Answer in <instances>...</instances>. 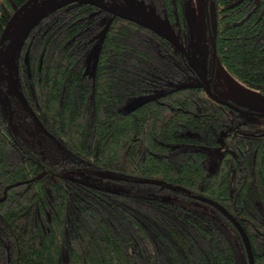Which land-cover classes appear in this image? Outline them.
<instances>
[{
	"label": "trees",
	"instance_id": "1",
	"mask_svg": "<svg viewBox=\"0 0 264 264\" xmlns=\"http://www.w3.org/2000/svg\"><path fill=\"white\" fill-rule=\"evenodd\" d=\"M6 1L0 36L30 0ZM138 1L184 25V0ZM214 1L217 60L264 92V0ZM181 47L89 0L30 27L11 82L42 128L21 102L13 135L0 95V264H251L236 221L264 264V122L212 99Z\"/></svg>",
	"mask_w": 264,
	"mask_h": 264
},
{
	"label": "rangeland",
	"instance_id": "2",
	"mask_svg": "<svg viewBox=\"0 0 264 264\" xmlns=\"http://www.w3.org/2000/svg\"><path fill=\"white\" fill-rule=\"evenodd\" d=\"M73 0H39L29 3L27 6L17 8L15 14L5 26V31L0 38V82L10 74L16 72V57L21 44L30 27L49 8L64 4ZM102 4L115 9L119 13L132 16L140 21H147L157 29L164 30L163 20L155 18L154 9L142 4L138 0H98ZM41 6V11L32 16L34 10ZM13 7L16 8L15 3ZM142 7V8H141ZM140 8V9H139ZM142 9V10H141ZM40 10V9H39ZM142 11L144 13L142 14ZM12 14V8L6 0H0V14ZM184 25L176 27V34L181 43V48L187 60L197 72L195 82H207L211 79V89L221 99L230 101L239 107L264 113V92L248 85L243 80L229 72L226 67L217 60L213 74V37L217 31V10L214 0H184L183 1ZM1 23V22H0ZM7 74V75H6ZM247 120L259 121V126L264 122L263 116L244 114ZM215 162V158L212 159ZM211 165L210 167H212ZM115 188L114 182L108 183Z\"/></svg>",
	"mask_w": 264,
	"mask_h": 264
},
{
	"label": "water",
	"instance_id": "3",
	"mask_svg": "<svg viewBox=\"0 0 264 264\" xmlns=\"http://www.w3.org/2000/svg\"><path fill=\"white\" fill-rule=\"evenodd\" d=\"M33 0H30L28 2L31 3ZM93 3H96L98 4L99 6H101L102 8L110 11V12H113V13H119L117 12L115 9H113L112 7L110 6H107V5H104L102 4L101 1H98V0H89ZM27 4V5H28ZM25 5V6H27ZM55 7V6H54ZM140 9V8H139ZM142 10V9H141ZM144 13V11H142V14ZM131 18H134L136 19L137 21H139L141 24L147 26V27H150V28H155V26L151 23H148L147 21H140L139 19L135 18V17H132V16H129ZM164 24H165V29L164 30H161L162 33L166 34L171 40L173 43H175L177 46H181V43L177 37V34L174 30V27L173 25L169 22V21H166V20H163ZM28 54H29V49L27 51V54L26 56L28 57ZM213 74H214V71H215V68H216V63H217V53H216V50L213 51ZM27 63L29 64V59L27 58ZM204 87H205V90L206 92L208 93V95L214 99L216 102L220 103V104H224V105H227L229 106L230 108L234 109V110H237L239 112H243V113H248V114H254V115H257V116H263L264 117V113H258V112H255V111H249V110H245L241 107H239L238 105L230 102V101H227V100H224V99H221L219 98L214 92L213 90L211 89V79L207 82H204ZM159 94H151V95H146V96H141V97H138L136 99H134L133 101H131L129 104H128V107L129 108H134L138 105H140L141 103L147 101V100H150V99H153L155 98L156 96H158ZM23 97V100H25V104L26 106L28 107L30 113L33 115V117L35 118V120L41 125V121L40 119L38 118L37 114L35 113V111L31 108V106L29 105L28 101L25 99L24 95H22ZM226 135V131H223L221 133V136H220V140L222 141V144L224 145L225 142H224V139L223 137ZM44 174V172H42L41 174L37 175L36 177H40ZM101 176L103 177H110V178H113L115 177V175L113 174H109V173H101L100 174ZM141 181H147L145 179H141ZM99 187V186H97ZM9 187L7 186L6 189H5V194L0 198V200H3L6 198V194H7V189ZM242 235H243V238L245 240V243H246V246H247V249H248V252H249V260H250V263L251 264H254V255H253V248H252V245H251V242L249 240V237L245 231V229L243 228V226L241 225V223H239L238 221H236Z\"/></svg>",
	"mask_w": 264,
	"mask_h": 264
},
{
	"label": "flooded vegetation",
	"instance_id": "4",
	"mask_svg": "<svg viewBox=\"0 0 264 264\" xmlns=\"http://www.w3.org/2000/svg\"><path fill=\"white\" fill-rule=\"evenodd\" d=\"M37 1H39V0H33L31 3H34V2L36 3ZM44 5L45 4L39 5L38 8L33 11L32 16L38 15V13L41 11V6H44ZM51 9L52 8H49L47 11L42 12V13L45 14V13H47ZM43 14H41V15H43ZM0 22H2L1 19H0ZM0 38H1V36H0ZM0 51L2 52L1 49H0ZM8 77H10L9 80H6L7 78H5V79H3V82L2 83L0 82V85H1L0 86V95L3 96V100H4L3 102L5 104H7L9 108H12L11 114L9 115V118H10L9 121H10L12 127H13V130L11 132L13 133V135H17L18 132L16 130L17 128L15 126V121H14V120H17V118H16V114H15V109H13L14 107H12L13 104H15V106L17 107V110L19 109L20 112H24V109H22L23 106H24L27 115L29 114L31 116V118H33L34 120H35V118L30 113L28 107L26 106L25 100H23V97H22L23 94L22 93H19L20 94V100L21 101L17 97V91H16L17 88L16 87H13L12 82H11L12 81L11 79H13L15 77V74L13 73V78H12V74H10ZM24 97H25V95H24ZM25 99H26V97H25ZM21 102H22L23 106L21 105ZM29 105L31 106L30 103H29ZM31 108L33 109L32 106H31ZM35 122L38 124L39 127L42 128V123L40 125L36 120H35Z\"/></svg>",
	"mask_w": 264,
	"mask_h": 264
}]
</instances>
